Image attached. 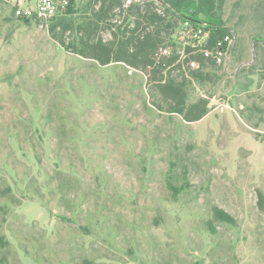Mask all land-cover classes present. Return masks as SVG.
Masks as SVG:
<instances>
[{
	"label": "rangeland",
	"instance_id": "rangeland-1",
	"mask_svg": "<svg viewBox=\"0 0 264 264\" xmlns=\"http://www.w3.org/2000/svg\"><path fill=\"white\" fill-rule=\"evenodd\" d=\"M52 18L0 0V264H264V0L226 1L227 76L196 128L156 108L150 72L63 48ZM188 30L209 34L180 26V63ZM213 205L235 225L208 231Z\"/></svg>",
	"mask_w": 264,
	"mask_h": 264
},
{
	"label": "trees",
	"instance_id": "trees-1",
	"mask_svg": "<svg viewBox=\"0 0 264 264\" xmlns=\"http://www.w3.org/2000/svg\"><path fill=\"white\" fill-rule=\"evenodd\" d=\"M226 1L137 0L127 5L126 0H87L82 8L74 10L73 4L52 18L49 33L66 50L99 65L122 63L150 72L149 81L157 83L159 94V100L154 102L156 108L167 114H176L191 124L213 110L209 99L213 98V91L222 77L227 76L226 66L206 58L198 49H185L181 63V56L176 52L164 55L163 51L173 47L170 44L172 36L185 23L207 27L209 34L202 49L213 51L215 43L227 32L222 19ZM117 21L122 24L118 25ZM104 32L110 34V39H103L101 33ZM67 33L71 38L68 43L64 39ZM254 41L263 48V38L257 37ZM194 51L198 52L193 54ZM260 69L264 70V66ZM174 70L179 71L180 78L172 76ZM193 84L204 92L205 97L188 102V87ZM228 86L226 84L223 90L226 91ZM257 196L262 208L263 195L258 192ZM216 223L233 226L235 219L213 205L211 217L206 221L207 230L212 234ZM5 245L4 237L0 236V247Z\"/></svg>",
	"mask_w": 264,
	"mask_h": 264
},
{
	"label": "built area",
	"instance_id": "built-area-1",
	"mask_svg": "<svg viewBox=\"0 0 264 264\" xmlns=\"http://www.w3.org/2000/svg\"><path fill=\"white\" fill-rule=\"evenodd\" d=\"M9 6L13 17L21 20H40L55 17L64 13L69 6L76 4L77 0H4ZM137 0H126V4ZM190 36L195 39L194 48L203 53L206 58H212L217 64L222 65L228 61L230 47L234 42V36L227 35L215 43L213 51L202 49L201 31H189ZM168 53L167 49L163 54Z\"/></svg>",
	"mask_w": 264,
	"mask_h": 264
},
{
	"label": "crops",
	"instance_id": "crops-1",
	"mask_svg": "<svg viewBox=\"0 0 264 264\" xmlns=\"http://www.w3.org/2000/svg\"><path fill=\"white\" fill-rule=\"evenodd\" d=\"M212 115V113L210 112L208 115H206L203 119H201L198 122L193 123L194 128H196L198 125H201L204 121H206L208 119V117H210ZM255 130V129H252ZM195 133V131H194Z\"/></svg>",
	"mask_w": 264,
	"mask_h": 264
}]
</instances>
